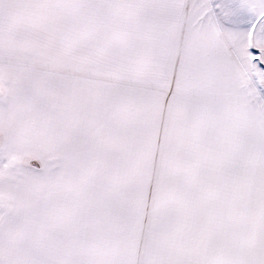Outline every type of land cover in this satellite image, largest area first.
Masks as SVG:
<instances>
[{"label":"snow or ice","instance_id":"obj_1","mask_svg":"<svg viewBox=\"0 0 264 264\" xmlns=\"http://www.w3.org/2000/svg\"><path fill=\"white\" fill-rule=\"evenodd\" d=\"M0 264H264V0H0Z\"/></svg>","mask_w":264,"mask_h":264}]
</instances>
